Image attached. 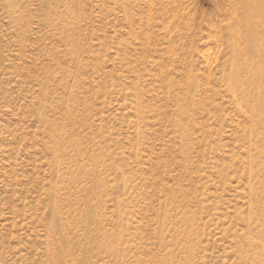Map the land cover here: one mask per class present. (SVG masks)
Masks as SVG:
<instances>
[{
	"label": "rangeland",
	"instance_id": "rangeland-1",
	"mask_svg": "<svg viewBox=\"0 0 264 264\" xmlns=\"http://www.w3.org/2000/svg\"><path fill=\"white\" fill-rule=\"evenodd\" d=\"M237 1L0 0V264H264Z\"/></svg>",
	"mask_w": 264,
	"mask_h": 264
},
{
	"label": "bare ground",
	"instance_id": "bare-ground-1",
	"mask_svg": "<svg viewBox=\"0 0 264 264\" xmlns=\"http://www.w3.org/2000/svg\"><path fill=\"white\" fill-rule=\"evenodd\" d=\"M233 12L238 54L244 58L235 64L232 90L242 96L243 106L251 113L256 128H264V7L252 0H238L233 4ZM230 38L234 39V35ZM52 223L56 225V217Z\"/></svg>",
	"mask_w": 264,
	"mask_h": 264
}]
</instances>
